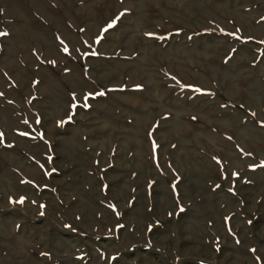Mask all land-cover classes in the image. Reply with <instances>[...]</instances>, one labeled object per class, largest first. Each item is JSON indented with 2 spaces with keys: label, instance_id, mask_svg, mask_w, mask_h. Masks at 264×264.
Wrapping results in <instances>:
<instances>
[{
  "label": "rangeland",
  "instance_id": "1",
  "mask_svg": "<svg viewBox=\"0 0 264 264\" xmlns=\"http://www.w3.org/2000/svg\"><path fill=\"white\" fill-rule=\"evenodd\" d=\"M0 134V264H264V0H0Z\"/></svg>",
  "mask_w": 264,
  "mask_h": 264
},
{
  "label": "snow or ice",
  "instance_id": "2",
  "mask_svg": "<svg viewBox=\"0 0 264 264\" xmlns=\"http://www.w3.org/2000/svg\"><path fill=\"white\" fill-rule=\"evenodd\" d=\"M6 34V33H5ZM87 106V105H86ZM0 135H2V134H0ZM20 203H22L23 202V198L19 201Z\"/></svg>",
  "mask_w": 264,
  "mask_h": 264
}]
</instances>
